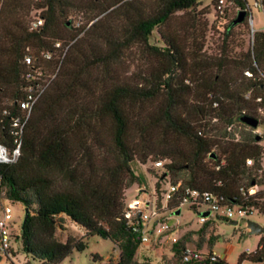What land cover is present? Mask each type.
Segmentation results:
<instances>
[{
  "label": "trees",
  "instance_id": "16d2710c",
  "mask_svg": "<svg viewBox=\"0 0 264 264\" xmlns=\"http://www.w3.org/2000/svg\"><path fill=\"white\" fill-rule=\"evenodd\" d=\"M200 1L0 0L1 144L12 147L11 119L20 114L26 67L49 72L58 67L31 111L18 158L0 163L3 197L28 209L15 237L37 264H58L73 249L83 250L84 237L92 235L109 239L118 251L107 262L91 255L98 264H150L137 259L140 236L123 216V190L147 185L142 164L148 160L167 159L164 168L172 182L264 213V135L239 121L242 115L257 118L264 134V114L258 111H264V30H255L237 56L225 39L218 54L205 55L204 24L196 14ZM210 1L214 8L216 0ZM232 2L246 14L234 24L235 11L225 35L247 25L250 15L246 0ZM227 8L218 16L225 17ZM32 9L43 19L37 29L29 28ZM74 13L85 18L80 26L72 25ZM153 31L156 42L150 41ZM73 40L58 66L53 43ZM131 49L140 66L129 77L121 69ZM45 52L52 59H44ZM25 55L32 65L24 63ZM231 124L242 126L238 138L227 130ZM252 184L260 188L247 196L243 191ZM65 220L83 234L58 239L56 231L67 230ZM208 226L205 222L195 232ZM215 238L208 237L210 247ZM187 242L189 233L171 243L175 264H227L218 257L182 262ZM263 258L262 235L237 264Z\"/></svg>",
  "mask_w": 264,
  "mask_h": 264
},
{
  "label": "rangeland",
  "instance_id": "374dc122",
  "mask_svg": "<svg viewBox=\"0 0 264 264\" xmlns=\"http://www.w3.org/2000/svg\"><path fill=\"white\" fill-rule=\"evenodd\" d=\"M246 2L250 8L251 25L249 23L245 26L242 24L236 25L228 35H225V25L228 23L229 18L234 15L235 9L232 6L228 7L226 16L220 17L214 10L210 0H201L199 2L196 6V14L198 15L199 21L204 24L202 51L205 55L218 54L222 41L225 39L229 53L237 56L239 51H244L249 47L252 33L255 30H264V11L255 6L254 0H246ZM200 11H202V13H200ZM179 13L180 12H178V14ZM37 14L38 10L32 9L27 17L28 22ZM69 18L72 19V25L74 27L80 26L85 21L81 13H74L69 16ZM177 20H181V17L178 16ZM89 25L90 22L84 25L78 37L85 34ZM156 39V32L153 31L150 41L156 42ZM69 42L70 41L66 42V44ZM73 42L74 40L71 41L65 55ZM127 55L128 57L124 60L121 72H123L125 76L130 77L134 71H137V67L140 66V60L137 58L138 54L134 49H131V52ZM241 129L242 126L234 124L232 130L235 133V138H238ZM252 132L264 135L263 128L259 124ZM262 142L263 140L261 143ZM148 165L146 161L142 166V170L146 175L147 185L134 183L123 190V202L125 205L135 196L139 197L140 194L135 195L138 193L136 192L137 187H142L144 190L151 189L155 181L153 175L160 173L161 169H153ZM261 167L264 172V151L261 156ZM0 201L2 204L8 205L11 209L10 226L12 233V245L8 251V259L0 252V264H24L27 260L30 264H37L21 251L20 242L15 237L24 217V206L19 202H10L5 198H1ZM201 209H203V207H201ZM198 216L199 213L196 210L189 208L187 205L182 206L179 214L174 215L169 220L171 223L177 220V226L172 227L170 231L163 235L150 237L148 242L141 244L136 254L137 259L140 261L147 259L150 264H175L171 252V243L182 235L189 233L188 246L199 249L202 252H208L209 250L213 251L219 259L227 264H237L240 254L254 251L260 237L262 235L264 236V213L261 212L253 211L247 217L240 220L233 218L232 221H237L235 225L230 224L229 220L226 219L212 218L208 222L209 226L202 234L195 232L201 226L197 220ZM247 220L257 223L263 228V232L249 233V229L246 227ZM65 224L67 226L65 232L56 231L58 239L63 241L67 235L78 237L83 234V230L79 226L74 225L68 220H65ZM209 236L216 237L211 247L208 243ZM84 240L86 242V247L83 250L76 251L73 249L71 253L64 257L58 264H98V261H93L91 259V255L99 256L102 262L115 260L117 258V248L109 239H103L97 235H92L84 237ZM240 264H264V258L255 261L244 259Z\"/></svg>",
  "mask_w": 264,
  "mask_h": 264
},
{
  "label": "built area",
  "instance_id": "2783aa9c",
  "mask_svg": "<svg viewBox=\"0 0 264 264\" xmlns=\"http://www.w3.org/2000/svg\"><path fill=\"white\" fill-rule=\"evenodd\" d=\"M262 1L263 0H254L255 6L262 9ZM232 4V0H216L214 10L218 14H223L224 9L230 7ZM235 11L237 12L239 9L235 8ZM251 22L252 19L249 15L248 23L251 25ZM42 23V17L37 14L29 21V28L37 29ZM70 43L71 41L65 45L61 41L53 43V47L58 51V56H56L58 65L63 59ZM42 56L46 60L52 59V53L50 52H45ZM32 62V58L29 55L24 56V63L27 66L32 65ZM57 68L55 71L49 72L44 67H26L23 75L26 81V85L23 87V98L17 102L20 114L11 119L12 147L8 148L0 143V163L14 162L18 158L23 131L31 111L37 100L55 77ZM244 75L251 77L252 72L250 70H245ZM260 75L264 79V67L261 69ZM249 96L250 93L247 92L245 98H249ZM257 100H259V98H257ZM258 111L264 114L262 109H258ZM233 126L234 124L229 125L227 130H232ZM168 162L167 159L148 160V166L153 169L160 168V173L153 175L155 181L151 189L144 190L142 187H137L136 192L138 193L135 195L140 194L139 197L135 196L126 203L123 216L127 226L134 232L139 233L141 244L148 242L150 237H158L170 231L172 227H176L177 220H174L173 223L169 222V220L174 215H178L174 213L175 210L178 209L180 211V208L184 205H187L189 208L199 213L197 220L200 224L209 222L212 218H221L229 221H232L233 218L240 220L247 217L253 211H256L244 205L227 204L221 197L210 192L183 187L179 181L172 182L164 168L165 163ZM245 163L247 166H250L252 165V160L246 159ZM156 182L158 185H155ZM259 188L258 185L252 184L245 192L243 191V193L247 196H251L255 194ZM1 198L4 197L3 192L0 190V199ZM173 202H177L176 205L169 206V204ZM201 207H203V209H201ZM205 211L207 215L202 214ZM10 222L11 209L8 205H4L0 201V252L7 256L12 245ZM215 257H217V255L213 251L202 252L188 245H185L181 251L182 262L202 258H208L210 261H213Z\"/></svg>",
  "mask_w": 264,
  "mask_h": 264
},
{
  "label": "water",
  "instance_id": "95a60500",
  "mask_svg": "<svg viewBox=\"0 0 264 264\" xmlns=\"http://www.w3.org/2000/svg\"><path fill=\"white\" fill-rule=\"evenodd\" d=\"M245 11L243 10H239L236 12L235 18L233 19V23H239L241 22L244 17H245ZM239 121L251 128H256L258 125V119L249 115H242L239 117ZM179 210H175V214H179ZM203 215H207V212H203ZM28 215V209L25 207L24 208V217L23 220L27 217ZM230 224L235 225L237 223V221H229ZM246 227L249 229V233H261L263 232V228L260 227L257 223L253 222V221H246Z\"/></svg>",
  "mask_w": 264,
  "mask_h": 264
}]
</instances>
